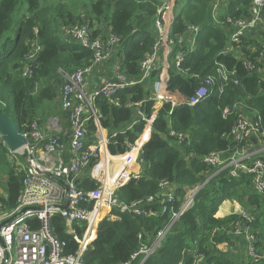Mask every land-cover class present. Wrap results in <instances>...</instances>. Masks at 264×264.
Returning <instances> with one entry per match:
<instances>
[{
  "label": "trees",
  "instance_id": "16d2710c",
  "mask_svg": "<svg viewBox=\"0 0 264 264\" xmlns=\"http://www.w3.org/2000/svg\"><path fill=\"white\" fill-rule=\"evenodd\" d=\"M55 1L49 4L47 0H0V108L22 132L28 131L34 120L42 123L52 113L66 118L61 107L59 113L53 109L49 114L42 113L45 108L50 110L63 85L59 71L77 70L94 59L92 49L63 39L62 27L88 24L93 36H106L108 28V33L120 38L116 57L121 73L136 81L142 77L141 61L153 51L158 40L155 21L160 3L157 0H90V11L83 18L71 12L66 0ZM212 1L184 0L175 17L170 38L176 42L188 25L199 26L200 30L194 48L176 42L172 45L167 88L174 99L185 101L194 95L203 78L217 75L220 64L230 73L229 83L222 92L218 83L209 97L193 106L164 103L155 116L151 136L142 147L140 158L146 171L140 179H131L115 192L124 203L141 201L146 209L159 210L160 182L167 180L176 187L172 207L182 211L187 193L203 186L194 202L174 222L160 248L143 264H239L230 251L218 248L222 243L231 247L241 244L234 232L237 223L255 234L259 247L264 246V197L255 191L251 176L236 177L228 168L213 167L203 161L204 156L213 152H222L223 157L228 158L244 149L260 148L264 143V72L260 71L263 64L256 61L257 53L247 49L246 56L256 64L254 70L246 68L235 54L221 53L230 43L226 17L248 16L251 1L230 0L221 8L218 21L213 14ZM244 42L245 36L242 45ZM36 43L41 49L34 59L28 60ZM181 51L185 52L184 61L176 66L175 59ZM27 68L31 76L23 75ZM160 73L161 69L157 68L142 82L119 90L114 96L118 104L104 97L96 100L102 127L110 136L116 134L109 143L112 155L126 153L128 143H135L143 133L145 122L139 110L147 118L155 113V102L150 96ZM237 104L241 105L240 109ZM227 108L230 113L224 115ZM241 115L258 118L261 125L250 139L240 143L232 139L231 132ZM95 129L91 123V133ZM147 135L148 130L143 139ZM9 154L10 149L0 135V167L8 168L7 197H0V209L11 210L18 204L24 173L11 165ZM261 158L264 159V155ZM23 159L26 157H21ZM120 167L116 163L112 170L111 178L119 176L115 182L123 179ZM97 185L88 172L79 182V187L84 189H94ZM150 196L154 197L152 203L147 202ZM226 200L239 201L253 219L246 221L241 214L216 217L219 206ZM119 216L116 220L105 218L100 223L97 237L84 253L85 264L127 262L142 243L153 240L171 219V213L143 216L125 212ZM51 225L60 241L66 242L65 253H74L78 243L66 232L64 219L56 215ZM77 231L83 234L78 227ZM139 263L140 259L135 261Z\"/></svg>",
  "mask_w": 264,
  "mask_h": 264
},
{
  "label": "built area",
  "instance_id": "2783aa9c",
  "mask_svg": "<svg viewBox=\"0 0 264 264\" xmlns=\"http://www.w3.org/2000/svg\"><path fill=\"white\" fill-rule=\"evenodd\" d=\"M140 1V0H134ZM178 0H162L158 6V18L155 26L158 40L153 51L140 63L142 77L140 80L127 79L121 73L120 64L114 65L113 79H105L92 91L88 89V77L95 68L110 59L115 53L120 38L110 33L107 36H93V30L88 24L76 23L62 28L64 39L76 41L94 51L92 62L74 71L60 70L63 85L58 96L62 110L66 118L60 115L50 116L46 121L34 120L29 125V130L21 133L28 142L16 151H11L13 156L26 157L25 165L20 166L19 171L24 173L22 190L18 204L11 210H6L0 215V264H85L84 253L88 245L97 237V229L105 218L119 219L120 213L131 212L135 215L157 216L171 213L169 224L160 230L149 243H142L140 249L134 253L130 260L123 264H143L161 246L163 238L171 229L174 222L180 217L181 212L188 208L195 199L201 187L192 189V195L188 196L182 211H175L172 203L175 200V191L171 182H160L159 210L146 209L141 201L130 204L123 203L116 195V190L131 179H140L141 173L133 171V166L141 160V152L144 142L148 141L151 133L148 131L146 139H143L146 130L152 129L157 113L147 118L142 111V119L145 129L135 143H128V150L121 155H112L109 151L111 136L100 123L101 113L96 106L98 97H104L112 104H118L114 96L123 88L130 87L137 82H142L157 68L161 69L160 77L155 83V91L150 99L163 105L171 102L174 106L182 104L196 105L210 96L214 87L220 83L222 92L230 81V73L222 64L217 68V75H208L200 82L194 95L185 101H178L168 92V80L170 67L168 56L175 40L170 38V17L173 16L175 4ZM249 15L244 17H226V24L230 30V43L221 52L224 55L235 54L242 46L243 37L252 30H264V0H250ZM224 0H213L214 12H218ZM199 26L188 25L187 31L178 37L177 42L189 48L196 46L199 34ZM35 33L38 29L34 28ZM64 34V35H63ZM41 46L37 43L31 50L28 60L35 58ZM257 62H261L264 72V47L258 52ZM164 55V57H162ZM185 52L177 54L175 63L180 66L184 61ZM244 66L254 70L256 64L248 56L240 58ZM24 76H31V70L26 69ZM237 83V81H235ZM238 109L241 108L237 104ZM230 113V109L224 111V115ZM68 123L65 128V123ZM96 127L91 133L90 124ZM261 123L258 118L241 115L235 123L231 137L235 142H244L250 139L259 129ZM264 135V132H263ZM180 138H183L181 136ZM146 140V141H142ZM20 152V153H19ZM264 143L260 148L244 149L237 155L228 158L223 157L222 152H213L203 157V161L213 167L230 169V174L251 176L255 191L264 197ZM122 159V160H120ZM119 164L120 174L123 179L117 180L118 175L111 178L114 166ZM98 185L94 189L79 187V182L86 173ZM119 177V176H118ZM121 178V177H120ZM111 181V182H110ZM109 182L112 186H109ZM65 200L67 204L62 208ZM154 197L147 198L152 203ZM56 215L61 216L66 224L67 233L78 243L74 253H65L66 242L53 233L51 221ZM246 221H251L250 213L243 214ZM77 227L82 229L79 235ZM95 231V233H94ZM235 232L244 234L248 247V258L258 263L264 261V246L259 248L258 239L252 231L237 223ZM139 238L142 235L139 234Z\"/></svg>",
  "mask_w": 264,
  "mask_h": 264
},
{
  "label": "crops",
  "instance_id": "0c3cea01",
  "mask_svg": "<svg viewBox=\"0 0 264 264\" xmlns=\"http://www.w3.org/2000/svg\"><path fill=\"white\" fill-rule=\"evenodd\" d=\"M157 1L159 3H161L162 0H157ZM229 1L230 0H224V3L222 4V6L220 7L218 12H214V10H213V14H214L215 19H217L221 8L227 6ZM183 4H184V0H178L176 2L175 10L173 12V16L170 17V21H169L170 28H171L172 23H173L175 17L177 16V14L179 13V10ZM217 21H218V19H217ZM258 28L256 30H252V31L248 32V34L245 36L244 45L239 47L237 50V54H238L239 58L246 57V50L245 49H247L250 53H257V56H258V54H259L258 52L260 50H262V48L264 47V30H258ZM106 31H107V34H106V36H107L110 34V33H108V28L106 29ZM162 57H164V55H162ZM116 63H117V57H116V51H115V53H113V55L110 57V59H108V60L104 61L103 63H101L100 65H98L95 68V70L92 72V74L88 77V89L90 91H92L94 88H96L98 85H100L105 79H113V77H114L113 69H114V65H116ZM161 107H162V105L160 103H156L155 113H157ZM53 115L54 114L52 113L50 116H53ZM67 126H68V123H67ZM65 127H66V123H65ZM151 130H148L149 133H151ZM106 132L108 133L107 129H106ZM146 142H144V144ZM120 160H122V159H120ZM133 171L139 172V173H141V175L146 171V168H145V166L141 160L138 161L133 166ZM175 188H176L175 185H173L174 191H175ZM242 210H245V208L241 204L237 203L235 200H226L220 206V208L216 214V217L223 218V217H226V216L231 215V214H241L242 215V213H243ZM247 213H250V212L247 211ZM98 229H99V227H98ZM98 229H97V233H98ZM234 232H235V229H234ZM94 233H95V231H94ZM97 233H95V235H97ZM235 235H237V238H238L237 240H240V242H241V244L239 246L237 244H235L231 247L230 245H228V243H222V244L218 245V248L224 252L230 251L231 254L235 255L237 262L239 264H243V263L248 264L249 262L253 263V261L251 259H249L248 255H247L248 243H247V239H246L245 235L244 234L238 235L236 232H235ZM259 248H261V247H259ZM240 249H243V250L240 252V254H238V251ZM200 260H201V258H200ZM262 262H264V261H262Z\"/></svg>",
  "mask_w": 264,
  "mask_h": 264
},
{
  "label": "rangeland",
  "instance_id": "374dc122",
  "mask_svg": "<svg viewBox=\"0 0 264 264\" xmlns=\"http://www.w3.org/2000/svg\"><path fill=\"white\" fill-rule=\"evenodd\" d=\"M49 2V4L51 3H55L56 1L55 0H47ZM67 5L68 8H70L71 12L75 15V16H81L82 18L85 17L86 14H88V12L90 11V8H89V3H90V0H66L64 1ZM54 14V12L52 13V15ZM106 25V22H104L103 26ZM62 36V35H61ZM63 37V36H62ZM64 39V37H63ZM40 88V87H39ZM155 91V83L153 85V93ZM60 93V92H59ZM58 93V94H59ZM59 96V95H58ZM51 105V108L50 110H48V108H45L43 110V114H49V112L51 111V109H53L52 111H55V112H58L59 113V108L61 107L60 103H59V100H58V97L54 100L53 103L50 104ZM156 105V103H155ZM62 109V108H61ZM60 115V114H59ZM67 128V122H66V127ZM20 153V152H19ZM9 161L11 163L12 166H16L17 169H20V166L21 165H25V161L26 159H23L21 160V157L20 156H13L10 152L9 154ZM21 167H24V166H21ZM8 170V168H7ZM7 170H5L4 168L0 167V197H3V196H6L7 192H6V188H7ZM19 171V170H18ZM193 191H189L186 195V199L185 201L187 200L188 196L192 195ZM7 197V196H6ZM237 203L240 204L239 201L235 200ZM225 202V201H224ZM223 202V203H224ZM222 203V204H223ZM221 204V205H222ZM220 205V206H221ZM219 206V208H220ZM0 207L1 204H0ZM8 209H0V215L6 211ZM219 210V209H218ZM218 212V211H217ZM242 215L243 214H246L247 213V210H242ZM217 214V213H216ZM141 262V261H140Z\"/></svg>",
  "mask_w": 264,
  "mask_h": 264
},
{
  "label": "water",
  "instance_id": "95a60500",
  "mask_svg": "<svg viewBox=\"0 0 264 264\" xmlns=\"http://www.w3.org/2000/svg\"><path fill=\"white\" fill-rule=\"evenodd\" d=\"M0 135L11 151L18 150L28 142L27 138L21 133L15 121L9 118L1 108H0ZM66 204H67V200H65L64 204L62 205V208H65ZM3 224L4 222L0 224V227Z\"/></svg>",
  "mask_w": 264,
  "mask_h": 264
}]
</instances>
